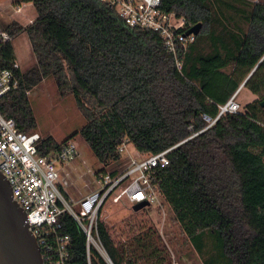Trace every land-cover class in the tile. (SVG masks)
Listing matches in <instances>:
<instances>
[{
    "label": "trees",
    "instance_id": "1",
    "mask_svg": "<svg viewBox=\"0 0 264 264\" xmlns=\"http://www.w3.org/2000/svg\"><path fill=\"white\" fill-rule=\"evenodd\" d=\"M13 2L36 10L31 24L14 21L5 29L13 40L27 34L36 64L14 69L13 42L0 45V70H15L18 78L17 89L0 100V113L20 131H35L30 93L53 78L85 119L64 142L80 136L104 168L121 160L125 141L143 155L179 145L156 181L204 264H264V4L162 0L163 10L185 19L182 32L201 25L195 42L177 56L179 71L159 33L127 26L99 0ZM244 60L251 72L258 66L244 86L258 99L218 118L251 73L244 79L233 75ZM204 116L218 119L208 128ZM58 147L46 136L40 153ZM100 216L99 237L113 264H169L152 226L116 242ZM60 220V233L71 241L67 263L88 264L85 234L68 213ZM91 264H108L93 247Z\"/></svg>",
    "mask_w": 264,
    "mask_h": 264
},
{
    "label": "built area",
    "instance_id": "2",
    "mask_svg": "<svg viewBox=\"0 0 264 264\" xmlns=\"http://www.w3.org/2000/svg\"><path fill=\"white\" fill-rule=\"evenodd\" d=\"M99 1L114 9L127 26L159 33L166 48L176 57L177 68L181 71L182 63L177 56L196 39V35L188 34L189 31L182 32L186 28L184 18L163 10L162 0ZM22 10V5L17 6L16 13L20 14ZM9 42H13L12 37L0 27V45ZM14 69L21 70L17 62ZM17 87L15 70H0V100ZM234 98L220 107L218 118L241 111ZM204 120L210 124L208 128L216 122L207 116ZM42 143L41 134L20 131L14 120L0 113V172L8 180L14 199L27 213L29 231L37 238L44 264H68L70 237L60 233V219L64 213H68L85 234L88 264H91L92 247L108 264H113L99 237L101 211L108 203L118 205L122 202L132 208L140 203H147L144 208H163L166 202L156 181L157 172L169 165V154L179 145L158 154L143 155L137 151L135 157L123 158L122 155L112 170H109L110 166H102L92 174L96 186L94 192L74 201L65 195L62 174L67 166L80 158L77 141L73 138L59 142L58 148H50L46 154L40 153ZM127 144L125 141L120 146L121 154L126 151Z\"/></svg>",
    "mask_w": 264,
    "mask_h": 264
},
{
    "label": "rangeland",
    "instance_id": "3",
    "mask_svg": "<svg viewBox=\"0 0 264 264\" xmlns=\"http://www.w3.org/2000/svg\"><path fill=\"white\" fill-rule=\"evenodd\" d=\"M255 1L257 2V0ZM258 1L264 2V0ZM22 8V13L17 14V5L14 4L13 0H0V27L6 29L14 21L22 26H27L31 20L35 19L36 10L33 4L22 5ZM12 44L17 63L23 72L36 64V58L26 33L20 34L13 40ZM246 62L245 60L240 62L234 68L233 75L237 79H244L248 76L258 61L254 59L251 70H249ZM257 99L255 95L243 87L235 96L234 102L243 111L247 104ZM30 100L38 125L35 131L41 134L43 138L52 136L56 141L63 142L69 136L79 132L85 124V119L78 111L74 97L72 95L61 96L53 78H47L35 87L30 93ZM75 140L80 148V158L67 166L62 175L71 186L72 196L70 199L78 201L82 196L96 190L92 174L99 171L102 166L80 136H76ZM136 154L137 150L129 143L122 155L123 158H126L135 157ZM112 168H114V164L109 167V170ZM74 208H77V205H74ZM142 210L134 212L131 205L125 202L118 205L108 203L103 208L100 219L110 228L116 242L125 243L138 236L144 228L152 226L159 232L163 244L168 250L169 264H204L203 258L192 246L180 225L174 220V215L166 203H164L163 208Z\"/></svg>",
    "mask_w": 264,
    "mask_h": 264
},
{
    "label": "water",
    "instance_id": "4",
    "mask_svg": "<svg viewBox=\"0 0 264 264\" xmlns=\"http://www.w3.org/2000/svg\"><path fill=\"white\" fill-rule=\"evenodd\" d=\"M201 25L189 30L188 34L199 35ZM258 67V66H257ZM257 67L239 87L233 97L246 85ZM264 107V101L261 103ZM147 203L133 207L141 211ZM0 264H44L37 238L29 231L27 213L14 199L8 180L0 172Z\"/></svg>",
    "mask_w": 264,
    "mask_h": 264
},
{
    "label": "crops",
    "instance_id": "5",
    "mask_svg": "<svg viewBox=\"0 0 264 264\" xmlns=\"http://www.w3.org/2000/svg\"><path fill=\"white\" fill-rule=\"evenodd\" d=\"M254 2H255V3H259V4H261V3L264 4V2H261V1H258V0H257V2L254 0ZM23 5H25V4H23ZM36 17H37V13H36ZM36 17H35V19H36ZM35 19H34V20H35ZM34 20H31L29 24H31V22L34 21ZM29 24H27V25H29ZM89 150H90V149H89ZM90 152H91V151H90ZM62 185H63L64 190H65V192L67 193V195H69V197L72 196V195H71V194H72V189H70L71 186H70L65 180L62 181Z\"/></svg>",
    "mask_w": 264,
    "mask_h": 264
}]
</instances>
